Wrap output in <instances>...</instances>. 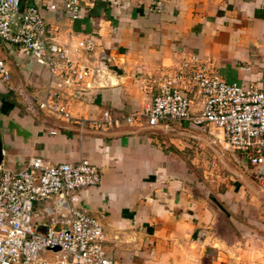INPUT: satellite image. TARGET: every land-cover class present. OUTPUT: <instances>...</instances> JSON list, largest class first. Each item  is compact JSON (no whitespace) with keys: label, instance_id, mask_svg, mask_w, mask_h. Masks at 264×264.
<instances>
[{"label":"crops","instance_id":"0c3cea01","mask_svg":"<svg viewBox=\"0 0 264 264\" xmlns=\"http://www.w3.org/2000/svg\"><path fill=\"white\" fill-rule=\"evenodd\" d=\"M156 1L98 0L72 20L65 0H21L23 10L43 11L51 40L74 62L96 71L70 99L76 117L141 110L161 79L192 58L227 82L264 87V0H161V12ZM86 38L96 42L94 52L79 49ZM0 55L12 85L30 95L43 100L49 89H68L64 74L19 47L0 41ZM203 104L196 100L194 114ZM0 137L1 165L12 171L32 158L50 165L87 159L100 168V184L76 193L73 204L104 223L106 249L119 264H264V164L226 150L221 130L123 124L80 138L74 125L29 113L0 83ZM191 160L201 161V171ZM53 205L36 211L47 217Z\"/></svg>","mask_w":264,"mask_h":264},{"label":"built area","instance_id":"2783aa9c","mask_svg":"<svg viewBox=\"0 0 264 264\" xmlns=\"http://www.w3.org/2000/svg\"><path fill=\"white\" fill-rule=\"evenodd\" d=\"M97 1L65 0V10L72 20H78L83 5ZM49 10L56 12L58 7L50 5ZM162 10V1L157 0L154 11ZM0 41L19 47L53 74L65 75L68 89H49L40 100L24 87L12 85L11 69L0 55V83L18 94L29 113L50 115L56 122L74 125L80 138L123 124L151 129L169 128L176 122L205 125L223 132L226 150L245 154L252 165L264 164V87L227 82L212 73L210 66L192 58L161 79L152 102L141 110L129 115H113L106 110L101 119H84L72 113L70 99L93 70L74 62L66 49L51 40L42 10H23L21 0H0ZM78 47L91 53L97 44L86 38ZM198 98L204 104L196 115L193 107ZM101 180L100 168L87 159L50 165L42 158H32L20 171L1 165L0 264H119L106 249L104 223L73 204L76 193L98 186ZM61 199L69 202L68 211L58 213L53 205L48 218L36 211L38 204Z\"/></svg>","mask_w":264,"mask_h":264},{"label":"water","instance_id":"95a60500","mask_svg":"<svg viewBox=\"0 0 264 264\" xmlns=\"http://www.w3.org/2000/svg\"><path fill=\"white\" fill-rule=\"evenodd\" d=\"M3 158H4V153H3V143H2V139L0 137V166L3 162ZM56 205V212L61 213L63 211H68L70 209V204L67 200L65 199H61L55 202ZM58 250V249H55Z\"/></svg>","mask_w":264,"mask_h":264},{"label":"rangeland","instance_id":"374dc122","mask_svg":"<svg viewBox=\"0 0 264 264\" xmlns=\"http://www.w3.org/2000/svg\"><path fill=\"white\" fill-rule=\"evenodd\" d=\"M19 97V96H18ZM187 150H185V153H187L188 154V157L187 158H189L190 157V155H191V153L192 152H190V150H191V148H186ZM196 152V151H195ZM187 156V155H186ZM189 162V164L191 165V166H195V169L199 172V171H201V161H198V162H195V164H193L192 163V160L191 161H188ZM37 220H40V218H34V221H37Z\"/></svg>","mask_w":264,"mask_h":264}]
</instances>
